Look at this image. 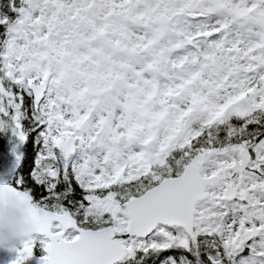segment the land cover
<instances>
[{"label": "snow or ice", "instance_id": "1", "mask_svg": "<svg viewBox=\"0 0 264 264\" xmlns=\"http://www.w3.org/2000/svg\"><path fill=\"white\" fill-rule=\"evenodd\" d=\"M0 173L11 264H264V0H0Z\"/></svg>", "mask_w": 264, "mask_h": 264}, {"label": "clouds", "instance_id": "2", "mask_svg": "<svg viewBox=\"0 0 264 264\" xmlns=\"http://www.w3.org/2000/svg\"><path fill=\"white\" fill-rule=\"evenodd\" d=\"M10 183L0 173V249L14 251L37 234V215L43 211L33 200L11 191Z\"/></svg>", "mask_w": 264, "mask_h": 264}, {"label": "flooded vegetation", "instance_id": "3", "mask_svg": "<svg viewBox=\"0 0 264 264\" xmlns=\"http://www.w3.org/2000/svg\"><path fill=\"white\" fill-rule=\"evenodd\" d=\"M5 176H7V175H5ZM13 257H14V253H12L11 251L6 250V249H0V263H3L5 258H10V261H11L13 259ZM36 257H39V256L37 255ZM26 264H30V260H28L26 262Z\"/></svg>", "mask_w": 264, "mask_h": 264}, {"label": "water", "instance_id": "4", "mask_svg": "<svg viewBox=\"0 0 264 264\" xmlns=\"http://www.w3.org/2000/svg\"><path fill=\"white\" fill-rule=\"evenodd\" d=\"M30 264H39V257L34 256L30 259Z\"/></svg>", "mask_w": 264, "mask_h": 264}, {"label": "rangeland", "instance_id": "5", "mask_svg": "<svg viewBox=\"0 0 264 264\" xmlns=\"http://www.w3.org/2000/svg\"><path fill=\"white\" fill-rule=\"evenodd\" d=\"M0 264H11L10 258H5L3 263H0Z\"/></svg>", "mask_w": 264, "mask_h": 264}, {"label": "trees", "instance_id": "6", "mask_svg": "<svg viewBox=\"0 0 264 264\" xmlns=\"http://www.w3.org/2000/svg\"><path fill=\"white\" fill-rule=\"evenodd\" d=\"M28 148H29V154L31 155V151H32V145H31V144H29Z\"/></svg>", "mask_w": 264, "mask_h": 264}]
</instances>
